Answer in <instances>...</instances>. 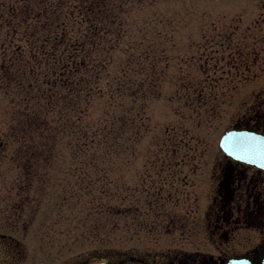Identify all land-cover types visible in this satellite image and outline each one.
<instances>
[{"label": "rangeland", "instance_id": "374dc122", "mask_svg": "<svg viewBox=\"0 0 264 264\" xmlns=\"http://www.w3.org/2000/svg\"><path fill=\"white\" fill-rule=\"evenodd\" d=\"M9 4L0 0V62L5 68L10 51L6 48L4 55L3 21ZM146 18L131 55L136 59L163 50L165 59L153 69L162 80L149 84L155 61L141 58L137 64L144 67V78L138 69L133 77L143 93L136 96L137 105L126 99L117 106L120 115L137 108L145 113L143 123L133 125L141 128L139 139L134 130L122 139L115 123L110 129L118 138L115 147L75 158L64 139L51 142L57 134L51 123L40 125L38 134L23 135L22 124L11 119L17 109L24 115L28 111L4 94L1 85L11 72L0 67V232L21 242L20 260L12 262L11 254L7 258L12 250L0 237V264H78L94 258L137 264L130 256L142 257L144 264L178 258L222 263L260 242L259 234L244 229L226 241L204 217L207 207L185 220L189 208L174 203L185 194L210 199L211 173L225 160L222 134L264 92V0H166L149 9ZM248 51L250 60L258 61L249 63L252 73L231 79L236 60ZM17 62L20 74L24 67ZM31 145L34 149L26 150ZM167 196L169 201H163ZM19 199L26 200V207L13 215L11 206Z\"/></svg>", "mask_w": 264, "mask_h": 264}, {"label": "trees", "instance_id": "16d2710c", "mask_svg": "<svg viewBox=\"0 0 264 264\" xmlns=\"http://www.w3.org/2000/svg\"><path fill=\"white\" fill-rule=\"evenodd\" d=\"M161 2L166 0H10L3 21L7 25L4 55L8 48L14 64L7 58L5 68L0 62L4 71L11 72L0 85L12 103L28 111L24 115L17 109L11 119L22 124V134H38L40 125L51 123L57 130L51 142L64 139L75 158L115 147L118 138L110 135L115 123L122 139L131 130L139 139L141 128L133 125L143 123L145 113L137 108L120 115L117 106L126 99L137 105L136 96L143 89L133 72L138 69L144 78V67L137 64L141 58L155 61L148 72L149 84L162 80L153 69L165 59L163 50L146 51L140 55L150 56L136 59L131 55L137 29L147 24V11ZM18 59L22 62L18 68L24 67L20 74ZM100 102V114L95 115ZM32 149L31 145L26 150ZM85 194L89 192L82 191Z\"/></svg>", "mask_w": 264, "mask_h": 264}, {"label": "flooded vegetation", "instance_id": "af4514ba", "mask_svg": "<svg viewBox=\"0 0 264 264\" xmlns=\"http://www.w3.org/2000/svg\"><path fill=\"white\" fill-rule=\"evenodd\" d=\"M230 41L232 42V40ZM231 45L229 44V47ZM235 53L237 52L235 51ZM251 54L248 51L240 55L235 65L237 72L231 75V79L239 78L243 80L250 76L252 73L250 72L251 66L249 64ZM251 62L256 63L258 61L253 60ZM231 128L247 129L264 134V92L258 93L247 103L243 113L235 118L231 126L228 127V129ZM223 155L224 162L217 167L215 172L211 173L214 185L211 189L212 195L210 199L200 200L198 196L191 198L190 195L187 196L185 194L184 199L177 198L175 203H172L175 204L176 208L180 206V203L186 204L189 209L184 214L185 220L187 217L195 219L200 215L199 207H207L204 210V217L208 218L210 222H214L216 231L223 233L222 238L226 241L233 233L242 229L259 234L261 240L256 246L250 247L245 252L231 257H245L246 259H250L253 264H264V170L237 161L230 156H226L224 153ZM173 171L176 172L175 170ZM173 171L170 173L171 176L176 174ZM160 191L159 189L156 193L158 198H161ZM168 196L163 201H169ZM25 202V199L15 201V204L11 206V214L19 216L23 208L26 207ZM174 217H177V213ZM6 221L9 222L10 219L8 218ZM14 231L13 233H19ZM0 237L4 238L9 252L12 250L8 253L7 258L9 259V255L11 254V261L18 262L21 255L20 240H15L13 234L4 232H0ZM129 258L131 261L137 262V264H144L145 262L142 257L130 256ZM228 258L222 261V263H220V260L214 259L207 264H227ZM201 259L197 258L193 261L184 262V260L178 258L176 261L174 259L168 260L167 264H206L207 260ZM94 260H103L110 264L109 260L104 258H94L78 264H90Z\"/></svg>", "mask_w": 264, "mask_h": 264}, {"label": "water", "instance_id": "95a60500", "mask_svg": "<svg viewBox=\"0 0 264 264\" xmlns=\"http://www.w3.org/2000/svg\"><path fill=\"white\" fill-rule=\"evenodd\" d=\"M220 149L226 156L237 161L259 167L264 170V134L247 129L231 128L221 136ZM227 264H253L245 257H231ZM264 263V261H263ZM90 264H107L103 260H94Z\"/></svg>", "mask_w": 264, "mask_h": 264}]
</instances>
